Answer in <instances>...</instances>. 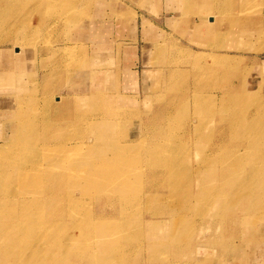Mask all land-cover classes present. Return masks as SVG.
Masks as SVG:
<instances>
[{
	"label": "rangeland",
	"instance_id": "1",
	"mask_svg": "<svg viewBox=\"0 0 264 264\" xmlns=\"http://www.w3.org/2000/svg\"><path fill=\"white\" fill-rule=\"evenodd\" d=\"M208 1L211 7L177 0L182 15L168 22L181 34L205 30L199 43L165 30L161 0H0V71L8 68L3 74L23 83L21 106L29 116L21 120L24 136L7 139L28 156L36 146L55 148L40 159L52 173L42 183L52 193L44 204L43 188L28 191L12 178L24 156L7 163L5 184L18 193L8 195L3 217L23 211L28 226L19 236L4 229L2 222L12 220L0 217V264H264V204L257 202L264 198V0ZM133 5L155 14L147 15L155 30L143 28L155 38L141 35ZM199 8L205 22H188V12L195 17ZM147 68L154 71L144 75ZM12 119H0L1 126L13 129ZM216 153L223 163L205 166ZM106 158L114 162L103 164ZM229 160L239 164L235 172ZM124 172L130 176L122 183L108 181ZM192 193L194 207L184 211L181 202ZM204 204L221 225L201 223ZM202 227L218 238L202 257L165 255L168 242L195 243Z\"/></svg>",
	"mask_w": 264,
	"mask_h": 264
},
{
	"label": "bare ground",
	"instance_id": "2",
	"mask_svg": "<svg viewBox=\"0 0 264 264\" xmlns=\"http://www.w3.org/2000/svg\"><path fill=\"white\" fill-rule=\"evenodd\" d=\"M198 1V0H197ZM195 0H191L188 2V5H190L192 3V5L197 2ZM248 1H251V0H248ZM251 3V2H249ZM182 4L185 5V3L183 2ZM254 6L253 5H250V7ZM252 8V7H251ZM259 8V7H258ZM261 8V7H260ZM181 9L183 10V7H181ZM249 13L251 14H254L256 16V13L255 11H250ZM181 20H185L184 18H182ZM197 29V27H196ZM198 31V30H197ZM248 48H250L249 46H247ZM64 48V47H63ZM68 47H65V49H67ZM69 49V48H68ZM71 50V48H70ZM58 61V60H57ZM8 69V68H7ZM7 69H3V71L1 72L0 71V86L1 88L3 89L4 92H6L7 94L5 95L6 98H9L8 100H2L0 103V119H4V118H7L9 116V119L11 117H13V119L15 120V123L13 124V129H10L8 130L7 128L9 126H6L5 128L1 126L0 124V175L1 176V179H0V217L1 219H4V220H12V225L6 221H3L2 224L4 226V229L7 231V232H11L12 233L14 231H16L19 236H26L24 235V233L27 231V224L23 223V221L26 219V214L22 211V213H20V211H14V210H11V213H6V217L4 218L3 217V212L6 211L8 209V206L11 202L9 196H15L17 193H18V190H16L17 186H14V184H12L10 187L6 186V182L8 180L11 179L10 177V173H11V170L9 168H7V163L9 161H12L16 155L18 153L22 154L24 156V160L22 161H18L17 162V166L19 167V171H16L15 173H12V178L13 180L17 181V180H22L23 184L25 185L26 187V190H30V188H32L34 185H37L41 188L45 187V185H43V181H48L49 177H51L52 173L50 172V169H44L42 166H41V156L42 154L44 153H48L47 154V158L49 157V153L50 151H53L55 153V148H44L42 150L38 149L37 146L33 149V155L31 156H28L26 153L22 152L18 147H16V145L18 144L15 143L14 141H12L11 139H7L9 138V135L11 134H15L16 137L18 135V137L20 138L21 136H24L23 135V131H24V127L22 125V122L23 120H26L27 118H29V116L27 117V114H25V107L21 106L22 102H23V97H20V90H21V87L23 85V83H20L19 81H15L14 80V77L11 78V76H8V75H4V71L7 70ZM86 72V71H85ZM94 69H88L87 71V76L90 77V81L96 79L94 78ZM96 73V71H95ZM88 78V77H87ZM14 89V90H13ZM3 91H0V94L3 93ZM28 92V91H27ZM10 95H14V97H10ZM29 96V95H27ZM33 96V95H32ZM95 97H99L100 96H95ZM102 98V97H101ZM24 102L27 103V106L28 105H31L30 104V101L28 102L27 99H24ZM97 102V101H96ZM29 103V104H28ZM15 108V109H14ZM118 108V107H117ZM24 109V110H23ZM121 110V109H120ZM12 119V120H13ZM22 120V122H21ZM90 120V119H89ZM106 121V120H104ZM107 122V121H106ZM69 124V123H68ZM70 125V124H69ZM88 129L89 130H93V123L89 122L88 124ZM72 126V125H71ZM225 126V125H224ZM23 127V128H21ZM118 134V133H117ZM8 136V137H7ZM228 136V135H227ZM238 136V134L236 135ZM15 137V136H14ZM13 137V138H14ZM227 138L229 137H226V139H220L221 140V145L224 146L227 144V142L229 140H227ZM17 139V138H16ZM36 139V138H35ZM34 139V140H35ZM120 139V138H119ZM18 140V139H17ZM16 140V141H17ZM121 141V140H120ZM200 142V139H196V141H194V143L196 144ZM36 144V142H35ZM200 144V143H199ZM74 146V145H73ZM228 147H233V146H228ZM200 146H197L195 150H199ZM24 149V148H23ZM246 149V148H245ZM25 151V150H24ZM65 149H62L61 152H64ZM40 154V155H39ZM39 155V156H37ZM110 158V157H109ZM225 160V157L223 155H220L219 153H216L213 157H212V160L210 161L209 164L205 165V166H208V165H215V164H220V163H223L222 161ZM103 164H107V163H111V162H114V160H109L108 158L104 159V161H102ZM39 165H38V164ZM156 163V161H155ZM188 161H185L184 162V165H187ZM207 163V162H205ZM229 163H230V166H231V173L232 172H235L236 169L238 168L239 164L238 165H235V161H231L229 160ZM153 166V165H152ZM71 176H73L71 174ZM129 176H130V173H122V174H119V173H111L109 174L108 176V181L110 183H112L113 185L114 184H120L123 182V177H126L129 179ZM167 176H170L172 179H173V176L176 178L177 175H175L174 173H170L168 172L167 173ZM70 175L68 174V176H65L64 179L66 180L67 178H69ZM183 179H185V175L183 177ZM194 182V181H193ZM197 181L195 180V183ZM60 180L57 181V184H58V187L60 189ZM49 184V183H48ZM52 183H50L51 185ZM50 185H48L47 187H49ZM92 186V182L87 186L89 188H91ZM125 188L124 187H121L119 190H124ZM118 191H114V192H119ZM132 191V190H130ZM114 192H110L111 193H114ZM204 192H207L206 189H204ZM41 199L44 200V202L42 204L45 203V201L47 200H50L52 199V193L51 192H47V189L46 188H43V190L41 192ZM124 193V192H123ZM175 193V192H174ZM9 195V196H8ZM43 196V197H42ZM195 197V195L192 193V194H189V195H186L184 196L182 202H181V207L183 208V210H187V208L189 207H194L193 205V202L191 201V198L190 197ZM120 200H122V195H119L117 196ZM28 202L29 203H35L34 201H37V198H28ZM129 199V198H128ZM196 199V198H195ZM127 200V199H126ZM134 200V199H133ZM161 200V199H160ZM132 201V200H131ZM138 201V200H137ZM261 201V204H264V198H262L261 196V199H259L257 202H260ZM220 202V201H219ZM49 203V202H47ZM138 203V202H137ZM136 203V204H137ZM128 205V204H127ZM122 206V205H121ZM205 210L204 212H200V214H202L201 216H199L201 218V223L203 225H206L204 224L205 222L206 223H209V224H220L218 221L214 220L215 219V216L213 215L212 211H209V206L208 205H202V206H198V209H201L203 207H205ZM215 206V209H218L220 207V204L219 203H215L214 204ZM197 207V206H196ZM9 210V209H8ZM176 210V209H175ZM191 210V209H190ZM10 211V210H9ZM198 211V210H197ZM261 211H264V208L261 206ZM7 212V211H6ZM163 212V210H160L159 212H156V213H161ZM183 213V212H182ZM185 214V213H184ZM24 216V217H22ZM214 218V219H213ZM189 219V218H188ZM196 219V218H195ZM193 219V220H195ZM190 219V221H193ZM15 221V222H13ZM185 223V222H184ZM79 224V223H78ZM187 224V223H186ZM121 225V224H120ZM125 225V224H124ZM179 225V224H178ZM177 225V226H178ZM193 226H195V224H192ZM76 226V225H75ZM175 226V225H173ZM176 226V227H177ZM185 226V225H184ZM122 227V226H121ZM69 228V227H68ZM71 228V227H70ZM185 228V227H184ZM187 228L190 230L191 228V223H188L187 225ZM194 228V227H193ZM177 229V228H176ZM68 230V229H67ZM71 230V229H70ZM185 230V229H184ZM193 230V229H192ZM203 230V233H201V231ZM176 231V230H175ZM191 231V230H190ZM181 232V231H180ZM175 234V233H174ZM181 234V233H180ZM206 233L204 232V228L202 227L201 230L199 231L198 233V238L194 239L196 240L195 243H191V239H188L189 237H185L183 238V242H181V244H177V242L175 243H171V242H168L167 243V251L165 252V255L167 257L170 256V254L172 253H182L183 255V258L185 257L186 258V255L187 253H189L190 251H196L198 255H200L202 257V252H206L210 246L214 245V243L216 241H214V239H218V238H215V237H212L211 235H205ZM182 235V234H181ZM189 235V234H188ZM88 236V235H87ZM224 237V236H223ZM190 240V241H189ZM66 241V240H65ZM64 241V242H65ZM86 241V240H85ZM95 242V241H94ZM67 243V242H66ZM65 243V244H66ZM85 243V242H84ZM64 244V245H65ZM99 244V243H97ZM57 245V244H56ZM55 245V246H56ZM96 245V243H95ZM54 246V247H55ZM62 246V245H61ZM89 246V245H88ZM144 246V245H143ZM26 247V246H25ZM59 247V246H58ZM57 247V248H58ZM91 247V246H90ZM89 247V248H90ZM93 247V246H92ZM155 247V246H154ZM51 248V247H50ZM65 248V247H63ZM70 248V247H69ZM157 249V248H156ZM17 250V249H16ZM67 250V249H66ZM65 250V251H66ZM261 250H264V244H261ZM150 251V250H149ZM258 252H260L259 250H256ZM93 252V251H92ZM151 252V251H150ZM107 253V252H106ZM115 253V251H114ZM112 254V253H111ZM45 255V254H44ZM154 255V254H153ZM120 256V255H119ZM220 257V256H219ZM164 258H166L164 256ZM30 259V257H29ZM109 258H107L108 260ZM31 260V259H30ZM66 260V259H65ZM106 260V261H107ZM109 261V260H108ZM112 261V260H111ZM171 261H174L175 264H183L184 263V260H171L170 259V262ZM48 262V259L47 261ZM117 262V261H115ZM137 262V261H136ZM135 261L133 262V264H137ZM27 263V262H26ZM119 263H122L119 261ZM48 264V263H47ZM98 264H106L105 263V260H100L98 261ZM147 264V263H145ZM162 264V263H161ZM164 264V263H163ZM165 264H171L169 263V261H166Z\"/></svg>",
	"mask_w": 264,
	"mask_h": 264
},
{
	"label": "crops",
	"instance_id": "3",
	"mask_svg": "<svg viewBox=\"0 0 264 264\" xmlns=\"http://www.w3.org/2000/svg\"><path fill=\"white\" fill-rule=\"evenodd\" d=\"M186 1H191V0H186ZM195 1H197V0H195ZM124 2V1H123ZM178 2H179V0H178ZM178 2H177V0H161V2H160V4L158 5V9L160 10V12H159V14L158 15H162L161 17V21H162V24L165 26V30L166 29H168L171 33L172 32H175L176 34H178V35H180V36H185L186 35V37L185 38H187V39H191L190 41H197V42H199V43H205V42H202V41H204V40H202L203 38L205 39V35H201V34H203L204 33V31L205 30H201L200 32H196V31H192V29H190V28H184V30H185V33L184 34H181V28H176V29H174V28H171L170 27V25L168 24V22L169 21H171L172 20V18L174 17V16H179V15H182L181 13H182V11H181V9L178 7ZM197 2H200L202 5H203V3H206L208 6H210L211 7V4H212V2L210 1H208V0H200V1H197ZM125 4H127V5H129L127 2H124ZM115 5H117V4H115ZM146 5H148L147 7L148 8H152L153 10H154V8H155V3H154V5H151V6H149V4L147 3ZM207 5H205L206 6V8L208 9L209 7L207 6ZM137 13V15H139V17H140V23H139V30H140V33H141V35L144 37V39H148V38H155V32L153 31V32H146V31H144L143 30V28H144V26L146 25H151V28H153L154 30H155V26L156 25H154L150 20H149V17L147 16V15H155V14H153V13H151L150 11H148V10H141V8L142 7H140V6H137L136 5V7L133 5V6H131ZM160 7V8H159ZM115 8V7H114ZM138 8V9H137ZM150 8V9H151ZM201 9H203V8H201ZM200 8H199V12H197V14L196 15H200L199 17H197L196 15H195V17L193 16V14H195V12L194 11H190V12H188V22L190 21V20H193V21H195V22H205V20H206V18H207V15H206V13L205 12H203V10H201ZM156 17H157V15H156ZM203 18V19H202ZM117 22H118V25H119V27L122 25L121 23H122V18L121 17H117ZM167 21V22H166ZM183 21L184 20H180V22L183 24ZM121 22V23H120ZM187 23V22H186ZM187 26V25H186ZM122 27V26H121ZM131 27H132V29H135V27H137L138 28V26H136V16H134V18H133V21H132V25H131ZM142 28V29H141ZM177 31V32H176ZM89 32H91V31H89ZM187 33V34H186ZM196 39V40H195ZM137 40V39H136ZM202 40V41H201ZM100 45H101V42H100ZM135 47H136V45H134ZM126 48H128L129 50L132 48H130V47H128V45L126 46ZM201 48H202V46H201ZM129 50H127V49H125V52H127V53H129ZM135 71L136 70H134V69H132V68H130V69H128V71H127V74L129 75V77H130V79L132 80V82H133V84H135ZM154 70L152 69V68H147V69H145L144 70V75H147V74H149L150 72H153ZM120 93H121V91H119ZM123 94H125V93H123ZM125 95H127V93L125 94ZM260 233V232H259ZM259 237H261V233L259 234ZM256 238V239H254L255 240V242L256 243H258V244H261V239L260 238ZM254 242V241H253ZM257 261H259V260H257ZM260 262V261H259ZM259 262H256V264H258ZM252 264H255L254 262L252 263Z\"/></svg>",
	"mask_w": 264,
	"mask_h": 264
}]
</instances>
